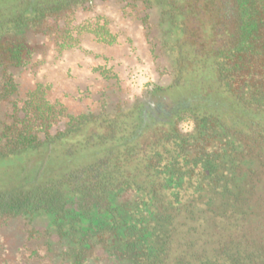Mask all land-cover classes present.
Returning a JSON list of instances; mask_svg holds the SVG:
<instances>
[{
  "label": "trees",
  "instance_id": "trees-1",
  "mask_svg": "<svg viewBox=\"0 0 264 264\" xmlns=\"http://www.w3.org/2000/svg\"><path fill=\"white\" fill-rule=\"evenodd\" d=\"M18 1L20 12L0 18V157L79 133L86 163L66 200L0 194V228L43 220L41 264H86L97 248L129 264H264V0H226L237 27L223 42L200 6L193 22L186 0H158L182 37L171 44L175 78L153 92L169 95V114L146 118L140 100L74 113L42 82L18 99L16 73L48 51L37 40L58 55L73 47L70 14L90 0Z\"/></svg>",
  "mask_w": 264,
  "mask_h": 264
},
{
  "label": "rangeland",
  "instance_id": "rangeland-1",
  "mask_svg": "<svg viewBox=\"0 0 264 264\" xmlns=\"http://www.w3.org/2000/svg\"><path fill=\"white\" fill-rule=\"evenodd\" d=\"M118 8L102 5L92 13L75 16L69 26L75 44L60 55L51 50L54 48L52 42L39 39V42L47 43L48 51L44 57L43 54H35L30 63L16 73L15 80L19 85L17 98H24L31 85L42 82L50 85L52 98L60 99L70 106L72 112L79 113L96 109L103 100L108 103L111 92L126 99L136 96L138 92H132L128 85L127 66H117L119 63L117 61L115 65V61L121 55L120 46L128 44L126 51L133 61L127 63L142 61L149 69L150 42L138 17ZM187 8L191 10V7ZM22 9L18 0H0V18L13 16ZM100 26L107 27L112 35L107 41L93 33ZM135 39L141 43L139 52V46L133 45ZM74 63L78 65L76 72H72L70 67L65 70L68 64ZM191 94L199 96L200 92ZM78 142H82L79 133L51 144H42L37 149L0 157V194L34 201L43 197L66 200L70 174L86 163L85 159H80Z\"/></svg>",
  "mask_w": 264,
  "mask_h": 264
},
{
  "label": "flooded vegetation",
  "instance_id": "flooded-vegetation-1",
  "mask_svg": "<svg viewBox=\"0 0 264 264\" xmlns=\"http://www.w3.org/2000/svg\"><path fill=\"white\" fill-rule=\"evenodd\" d=\"M234 1L236 8L237 0ZM216 2V10H213L214 0H186L187 7H191L189 14L193 18V22L196 18L193 16V12L196 10L195 6H200L202 12L198 14V17L202 19V16H204V27H207V25L211 27L213 25L212 22L215 23L212 31H216L221 27L222 29L220 30L223 32V35L220 36V41L223 42L224 39L233 37L234 34H231V32L236 31L234 28L237 26L235 24V17L230 18L227 14L226 0H216ZM232 2L231 5L233 4ZM102 5L106 7L119 6L118 9L126 10L130 15L138 17L141 28L148 34L151 60L149 68L150 81L138 91L137 95L131 97V99H126L121 95H112L111 92L107 107L114 106L118 102L126 103L129 106L135 103V101L140 100L143 102L142 113L145 118L149 113L154 117L161 114H169V109L171 108L168 105L170 100L169 95L154 96L153 92L155 88L167 87L175 78L176 51L174 46L171 47V44L175 42V39L182 37L178 25L173 23L168 9H162L158 5V0H90V2L84 4L85 9L78 7L70 14L71 20L69 24L75 16L89 12L92 13ZM178 18L180 19L181 17L178 16ZM62 23L61 21L58 22L59 25H62ZM195 24L193 26L197 28ZM172 33L176 35V38L171 37ZM235 35L237 37V34ZM37 41L39 42V40ZM167 92L179 91L168 90ZM100 107L99 105L94 110ZM180 128L183 132H188L192 130L193 124L191 121H183ZM31 223H34V233L30 231ZM44 229L43 220L33 221L29 218L10 220L9 224L2 226L0 228V264H41L43 251L45 253V248L43 249V241L46 240V235L43 233ZM255 237L254 234H248L247 238L250 244H256ZM51 238L55 239L56 236L53 234ZM261 241L264 242L263 240H259V242ZM51 250L52 252L53 250L56 251L55 255H57L58 251L61 252L58 246H51ZM123 261L115 251H104V249L97 248L86 261V264H129ZM251 264H256V261L252 259Z\"/></svg>",
  "mask_w": 264,
  "mask_h": 264
},
{
  "label": "built area",
  "instance_id": "built-area-1",
  "mask_svg": "<svg viewBox=\"0 0 264 264\" xmlns=\"http://www.w3.org/2000/svg\"><path fill=\"white\" fill-rule=\"evenodd\" d=\"M125 69L128 85L132 92H138L150 81V71L142 61L127 63Z\"/></svg>",
  "mask_w": 264,
  "mask_h": 264
},
{
  "label": "crops",
  "instance_id": "crops-1",
  "mask_svg": "<svg viewBox=\"0 0 264 264\" xmlns=\"http://www.w3.org/2000/svg\"><path fill=\"white\" fill-rule=\"evenodd\" d=\"M134 38V37H133ZM134 41V40H133ZM127 45L128 44H123L122 46H120V48H122V51H121V55L117 58V60L115 61V65H117V61H118V65L117 66H120L122 67L123 65L125 66L127 64V62H132L133 60H131L129 57H128V54H127V51H126V48H127ZM133 45L135 46H139L138 47V52L141 50L140 49V46H141V43H139V40H136L133 42ZM148 57V55H146V58ZM150 58V56H149ZM67 67H70L71 71L72 72H76L78 68V65L77 63H74V64H68L66 67H65V70ZM120 72H121V69H118ZM122 73V72H121Z\"/></svg>",
  "mask_w": 264,
  "mask_h": 264
}]
</instances>
